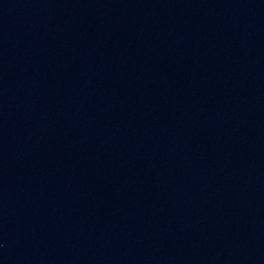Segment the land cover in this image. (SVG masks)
I'll return each mask as SVG.
<instances>
[{"label":"water","instance_id":"obj_1","mask_svg":"<svg viewBox=\"0 0 264 264\" xmlns=\"http://www.w3.org/2000/svg\"><path fill=\"white\" fill-rule=\"evenodd\" d=\"M0 264H264V0H0Z\"/></svg>","mask_w":264,"mask_h":264}]
</instances>
